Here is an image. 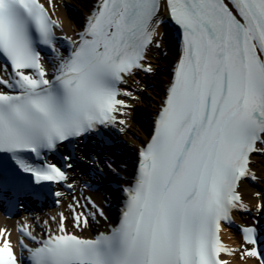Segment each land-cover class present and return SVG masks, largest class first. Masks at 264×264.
I'll list each match as a JSON object with an SVG mask.
<instances>
[{"label": "snow or ice", "instance_id": "6c2138e0", "mask_svg": "<svg viewBox=\"0 0 264 264\" xmlns=\"http://www.w3.org/2000/svg\"><path fill=\"white\" fill-rule=\"evenodd\" d=\"M165 6L180 30V52L153 135L139 151L135 183L124 189L119 223L88 239L67 232L61 214L57 232L39 241L22 225V235L39 245L21 239L28 264H228L221 252L233 250L219 238L221 225L234 209L247 210L237 188L257 179L250 157L264 154V0H165ZM160 10L161 0H98L79 40L69 39L71 50L61 55L59 24L40 0H0V193L23 183L17 171L36 186L66 181L44 153L126 123L117 114L125 116L130 105L118 97H136L119 85L136 70L152 72L143 61L164 39ZM39 46L55 54L52 78ZM69 208L75 227H87L88 216ZM243 232L246 243H256L254 228ZM244 255L264 264L256 248ZM0 264H24L7 236Z\"/></svg>", "mask_w": 264, "mask_h": 264}, {"label": "bare ground", "instance_id": "6f19581e", "mask_svg": "<svg viewBox=\"0 0 264 264\" xmlns=\"http://www.w3.org/2000/svg\"><path fill=\"white\" fill-rule=\"evenodd\" d=\"M40 1L46 8L51 19L55 20L59 24V27L56 28L57 36L65 37L68 40L70 39L72 41L79 40L80 34L84 31L85 26H86L87 21L85 19L91 15V13L95 10L96 5L98 3V0H51V3H49V0H40ZM63 1L71 2L72 4L76 5L82 12V15L84 17L86 16V18L84 19L82 15L80 16L77 15L74 18H70V15L68 14V12L61 6ZM165 15H166V12L162 8L159 12V16L164 18ZM164 30H165L164 26H161L160 32L163 34V37H164L162 44L165 47V49H169L167 45V39H166V34ZM68 47H69V50L65 54L70 52L71 44ZM151 48L152 47H150V49ZM174 48L171 49L168 57L163 58L159 62H156L153 59L155 58L157 60L158 54L155 53V56L151 57L148 54L150 51L149 49L146 52L145 60L154 62V65H151L152 69L159 68L160 66H162V69L164 71L166 69H169L170 67L174 69V65L179 56V53L175 51ZM54 57L55 56H52V57L50 56L46 60L48 65L47 67L45 65V69L49 73V78H52V75H53L52 65L56 63ZM158 73L159 72H155L153 74L151 83L154 86H157V84H159L160 87L162 86L161 89H163L166 86V84L171 82L174 75L172 76L171 74H168L169 72L167 73L165 72L163 76H158L157 75ZM3 74H4L3 70L0 69V75H3ZM141 77H143V74H141ZM165 98L166 96H162V100L154 99L157 102V104L153 105L152 107L154 109H157L158 111L146 110L145 111L146 113L142 112L141 114L137 111L135 114V118H137L135 122H134V116L132 115L134 111L133 107L137 105L138 103L135 104V103L126 101L131 106V108L129 109V111L126 109L125 110L126 115L120 117V119H124L126 121L125 123L126 125L125 127H120V128H123L124 131H122V135L119 136L118 138L127 141V144L129 145L131 149V152L128 153L130 156H132L134 152H137L141 150L142 148H144L146 144L150 141L151 136L153 135V132H154L155 120L158 115V114L155 115V113L156 112L159 113ZM119 99L124 100L121 96L119 97ZM133 135H135V138L133 137ZM116 149H119V147H117ZM125 158L128 159V157H124V155L123 156L118 155L117 157L116 156L112 157V161L116 160L115 164L117 163L119 164V162L123 164V161ZM137 162L138 160H136V163ZM92 166L95 167L97 170H100L101 172L105 173V175H107L106 170L101 164H99V162L93 163ZM249 167L251 169V172L255 174L257 179L261 180L262 183H259V184L264 186V154L259 156L257 153H253L250 157ZM133 177L134 176H133V173H131V171L130 172L126 171L124 177L121 179V181H119V185L121 184L124 187L127 186L128 185L127 182L132 181ZM82 179L85 182H90L89 177H83ZM75 189L80 194V191H82L83 187L81 185H77ZM237 191L241 196V201L244 204V206L248 205L251 208H253L256 212H260L264 208L262 207L261 210L259 211L257 210L258 204L264 205V196L261 190L254 188L248 183L247 178L243 179L240 182L237 188ZM257 193H259V195H257ZM114 194L116 198L114 201H115V204L119 207V215L121 216L122 210H123V207L121 206L124 204V202H126L127 197L125 194V197L121 199L118 193H114ZM90 200L97 207L103 210V213H104V216L102 218L97 219V223H95L92 220L90 216L91 213H89V210L86 208L87 206L90 209L93 208L91 204L87 203L88 200L87 201L85 200V202L79 201V199L76 196H67L65 198V201H64L65 204L63 206V209H60L59 212L55 214V216L56 215L59 216V219H60L61 214H63V216L65 217L64 226L67 232L69 231L70 228H72L75 235L83 237V238L93 239L100 233H108L107 227L109 225L115 226V219H114V215L111 212V208L109 209L105 207V204H108V202L106 203V198H104L100 193L92 192L90 194ZM77 202L80 205L79 207H76ZM69 205H73V207L75 208V212L77 213L83 212L85 215L88 216V226L87 227H83L82 229L75 227V221L72 218L70 219L69 217L70 211L68 212L65 210V208L69 207ZM37 216L39 217L40 215L37 214ZM243 220L250 222V223H254L258 221V218L256 217L254 220H250V218L246 216V217H243ZM25 224L29 226L28 230L32 232V235L36 237L37 241L45 238L43 234V229L45 228L44 222L42 223L40 222V220L38 221V219L36 218L26 219V220L17 219V218L6 219L0 213V230H4V236H7V238L11 241L14 251L19 256H22L23 251L20 247V238L18 237V232L20 231V227ZM48 226L50 227L51 232L53 234L57 232V230L54 228V222L52 220H50V222L48 223ZM229 231L230 230L228 229H224L225 234L223 238H224L225 244L228 246V248L231 249V248H234V246L236 245H235V241L228 240L227 238L228 235H231ZM4 236H0V245L3 244ZM26 245L28 247H36V242L28 239V243ZM241 248L242 249H240L238 252H233L231 257H227V256L223 257V260L227 261L228 264H259V261L255 257H248L244 255L246 251H250L253 249V247L250 244L244 243L241 245Z\"/></svg>", "mask_w": 264, "mask_h": 264}, {"label": "rangeland", "instance_id": "374dc122", "mask_svg": "<svg viewBox=\"0 0 264 264\" xmlns=\"http://www.w3.org/2000/svg\"><path fill=\"white\" fill-rule=\"evenodd\" d=\"M61 6L68 12V14L70 15V18H74L75 16H77V12L75 11V6L71 3V2H67V1H63ZM157 49V54H158V61H161L163 58L168 57V51L167 49H165V47L163 46L162 48H156ZM166 55V56H165ZM148 63H154V62H146V64ZM158 76H163V70L159 69V73L157 74ZM152 78L153 77H148L146 78H142V79H138L139 81L135 82L133 81V85H132V89L130 90V92L133 93V95L136 97L135 99H132L130 97L128 98V101H130L131 103H135L137 105H135L133 108L135 109H139L140 111H154L155 109L152 107L153 105L157 104V102L154 100H158L161 99V87L159 86V84H157V86H154L151 82H152ZM137 111V110H135ZM135 111L133 112L135 115ZM148 111V112H149ZM146 113V112H145ZM135 122V120H134ZM133 137L135 138V135H133ZM259 183H262L261 181H257L256 186H253L256 189L261 190L262 194H264V186L260 185ZM85 198V195H81L80 199ZM94 213H96V215L98 214L97 211H94ZM231 235H228V240L229 241H234V238H231Z\"/></svg>", "mask_w": 264, "mask_h": 264}]
</instances>
